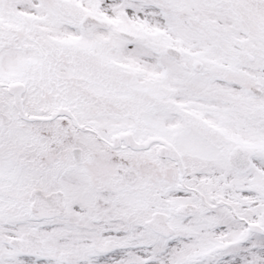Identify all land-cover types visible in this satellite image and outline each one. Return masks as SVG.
I'll use <instances>...</instances> for the list:
<instances>
[{
    "label": "snow or ice",
    "instance_id": "6c2138e0",
    "mask_svg": "<svg viewBox=\"0 0 264 264\" xmlns=\"http://www.w3.org/2000/svg\"><path fill=\"white\" fill-rule=\"evenodd\" d=\"M0 264H264V0H0Z\"/></svg>",
    "mask_w": 264,
    "mask_h": 264
}]
</instances>
